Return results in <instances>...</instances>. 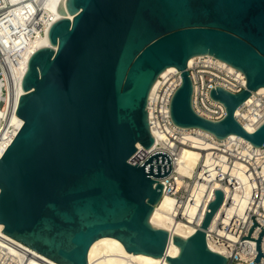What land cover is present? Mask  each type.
<instances>
[{
    "label": "water",
    "instance_id": "95a60500",
    "mask_svg": "<svg viewBox=\"0 0 264 264\" xmlns=\"http://www.w3.org/2000/svg\"><path fill=\"white\" fill-rule=\"evenodd\" d=\"M67 8L73 19L49 28L56 48L41 46L27 60L15 112L24 122L0 156V230L59 264H88L90 246L102 236L171 264H228L207 241L223 190L216 189L195 232L172 237L150 222L171 156L156 150L142 163L130 159L138 142L147 149L155 143L147 105L168 66L182 76L170 105L177 125L264 145V122L250 131L236 117L264 86V0H67ZM199 54L246 77L239 92L211 89L226 107L220 120L192 105L188 64ZM263 235L264 228L256 261ZM170 239L180 247L175 256L167 253Z\"/></svg>",
    "mask_w": 264,
    "mask_h": 264
},
{
    "label": "built area",
    "instance_id": "2783aa9c",
    "mask_svg": "<svg viewBox=\"0 0 264 264\" xmlns=\"http://www.w3.org/2000/svg\"><path fill=\"white\" fill-rule=\"evenodd\" d=\"M188 69L193 83V108L201 116L212 120H220L226 114L224 103L211 97L212 88L222 86L232 92H239L246 87L243 71L210 54L195 55L192 63L188 64ZM157 81L154 91L149 96L147 110L152 134L157 133L162 138L160 142L155 140L154 145L148 149L143 145L142 147L137 145L138 149L130 160L134 163H142L150 153L156 151L154 150L156 147L163 145L172 150L171 154L167 153L172 158L173 169L169 175L161 178V182L166 184L163 193L175 196L179 205L183 203L196 205L197 211L193 221L189 218V212H185L184 209V220L195 225L196 230L201 226L209 203L215 199L216 189L220 188L224 192L223 206L227 200L232 201L227 198L226 188L234 190L235 186L240 184L241 192L246 197L243 212L240 213L238 208L230 213L224 209L218 218L215 214L207 228L208 245L210 247L212 245L225 255L228 264L264 262V255L256 261L257 239L264 228V145L255 146L250 141L232 135L219 139L213 133L201 128L177 125L171 117L170 105L173 94L182 81L181 71L176 67L168 69L158 76ZM240 109L248 115L244 119L255 126L253 129L255 130L264 122V90L252 91ZM236 117L243 124L238 114ZM193 137L213 143L211 148L205 149L207 151L205 154H210V159L207 162L204 154L193 174L183 175L174 167L177 153L183 147L205 151L195 146ZM238 162L244 165L241 169L247 176L246 182H242L240 177L233 173ZM217 182L224 188L217 187ZM215 219L217 222L212 227ZM254 220L258 225L250 232ZM0 237L6 239L1 235ZM261 250L264 254V235ZM30 257L26 252L21 256L13 255L0 243V264H51L37 257L34 258L38 263H31Z\"/></svg>",
    "mask_w": 264,
    "mask_h": 264
},
{
    "label": "bare ground",
    "instance_id": "6f19581e",
    "mask_svg": "<svg viewBox=\"0 0 264 264\" xmlns=\"http://www.w3.org/2000/svg\"><path fill=\"white\" fill-rule=\"evenodd\" d=\"M73 16L67 8V0H0V156L24 122L15 112L18 96L24 92L20 90V87L27 70V60L41 46L51 45L56 48L55 45L51 44L48 35L51 24L61 17L73 19ZM193 59L194 56L189 59V64L192 63ZM174 68L175 66H168L161 73H165L168 69ZM157 82L156 79L150 90V94L154 91ZM259 90H264V86L260 87ZM236 114H238L239 119L248 130L251 131L255 128V126L244 119L248 115L242 112L240 107L236 110ZM3 121L5 122L3 123ZM153 134L155 135L156 142H160L162 137L157 133ZM231 135L245 139L235 133ZM193 140L195 146L204 150L213 146L212 142L199 137H193ZM137 145L142 147L140 142ZM154 150H164L169 154L172 153V150L164 145L156 147ZM206 152V150L201 151L199 149L183 147L175 157V169L183 175H192L201 156ZM209 156L210 154H205L207 162L210 159ZM243 167L244 165L238 162L233 173L239 176L242 182H246L247 176L241 169ZM216 186L224 188L219 182L216 183ZM241 188L242 186L240 184H237L234 190L226 188L227 198L232 199V201L227 200L223 204L216 212L217 218L224 209L230 213L239 208V212H243L246 197L243 196ZM184 209L185 212H189V218L193 221L194 214L197 211L196 205L190 203L179 205L175 196L163 193L161 200L154 207L150 216V222L155 227L170 231L172 237L174 235L187 237L196 231V227L190 224V221L184 220ZM216 222L217 219L213 221L211 226L214 227ZM0 235L6 238L1 239L0 237V243L6 246L13 255L21 256L26 252L31 256V263H38L34 258L37 257L51 264H59L1 230ZM211 248L215 249L212 245ZM215 250L217 251V249ZM179 251L180 247L173 239H170L167 246V253L175 256ZM88 264L171 263L165 256L155 257L142 252H128L123 243L116 237L102 236L91 244L88 253ZM259 264H264V262Z\"/></svg>",
    "mask_w": 264,
    "mask_h": 264
},
{
    "label": "rangeland",
    "instance_id": "374dc122",
    "mask_svg": "<svg viewBox=\"0 0 264 264\" xmlns=\"http://www.w3.org/2000/svg\"><path fill=\"white\" fill-rule=\"evenodd\" d=\"M4 122H5V121H3V123H4ZM3 123H2V124H3Z\"/></svg>",
    "mask_w": 264,
    "mask_h": 264
}]
</instances>
